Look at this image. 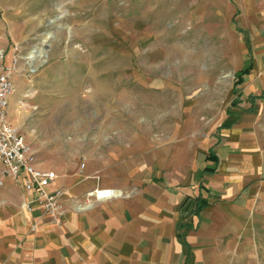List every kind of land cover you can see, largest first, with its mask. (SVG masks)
<instances>
[{
	"label": "rangeland",
	"instance_id": "1",
	"mask_svg": "<svg viewBox=\"0 0 264 264\" xmlns=\"http://www.w3.org/2000/svg\"><path fill=\"white\" fill-rule=\"evenodd\" d=\"M40 45L32 67L26 56ZM13 61L7 117L41 167L63 180L113 154L122 183L163 181L176 162L190 172L227 109L264 89V0H0V71ZM250 65L239 96L237 73ZM235 109L236 130L264 152V98ZM2 170L0 209L4 196L21 198ZM254 229L264 235V221Z\"/></svg>",
	"mask_w": 264,
	"mask_h": 264
},
{
	"label": "crops",
	"instance_id": "2",
	"mask_svg": "<svg viewBox=\"0 0 264 264\" xmlns=\"http://www.w3.org/2000/svg\"><path fill=\"white\" fill-rule=\"evenodd\" d=\"M232 111L238 114L235 123L217 127L190 172L176 162L171 179L122 183L113 154L84 159L79 173L63 180L54 169L57 178L47 189L64 191L59 224L36 205L30 212L19 207L36 193L21 178L5 175L6 187L13 185L21 198L16 203L5 190L1 200L0 264H264L257 257L264 250L254 245L257 238L264 242L254 229L264 221V152L248 141L249 133L236 130L242 114ZM226 112L222 123L229 119ZM96 171L97 183L85 179ZM96 186L114 188L116 196L81 206ZM198 195L207 204L197 213L185 209Z\"/></svg>",
	"mask_w": 264,
	"mask_h": 264
},
{
	"label": "built area",
	"instance_id": "3",
	"mask_svg": "<svg viewBox=\"0 0 264 264\" xmlns=\"http://www.w3.org/2000/svg\"><path fill=\"white\" fill-rule=\"evenodd\" d=\"M14 67L13 61L5 64L0 71V164L3 166V175H9L16 181L21 178L24 188L36 193L31 200L21 202L22 209L30 212L36 205L49 215L55 224H59L65 213L62 202L64 191L60 188L47 189L57 178V173L39 165L35 150L27 136L7 117L9 98L15 90ZM116 193L115 189L109 187L93 188L86 192V206H90L92 201L112 198ZM35 227L36 224H33L31 229Z\"/></svg>",
	"mask_w": 264,
	"mask_h": 264
},
{
	"label": "trees",
	"instance_id": "4",
	"mask_svg": "<svg viewBox=\"0 0 264 264\" xmlns=\"http://www.w3.org/2000/svg\"><path fill=\"white\" fill-rule=\"evenodd\" d=\"M237 29L243 33L246 32V30L240 26H237ZM251 68H252V65H250V67H247L242 72L237 73V76H236L237 79L233 85V92L234 93H238V95H239V90L241 89V87H240L241 81L243 80L244 75L247 74L251 70ZM262 98H264V89L262 90V92L260 94H255L252 97H250V99H249L250 105L247 108H242L240 104L235 103V105H233L231 108L227 109L226 113L229 116V119L225 120L221 125L218 126V128H227V127L232 126L235 123V121L238 118V114L235 111H232V108H235L237 106L242 111L253 112L255 110L256 100L262 99ZM210 156H212V155L207 154V159L210 158ZM206 204H207L206 198L203 197L202 195H198V196L194 197V199L187 201L184 207H185V209H189V210L191 209L190 212L197 213Z\"/></svg>",
	"mask_w": 264,
	"mask_h": 264
},
{
	"label": "bare ground",
	"instance_id": "5",
	"mask_svg": "<svg viewBox=\"0 0 264 264\" xmlns=\"http://www.w3.org/2000/svg\"><path fill=\"white\" fill-rule=\"evenodd\" d=\"M50 33H46L45 37L43 38V42H46V40L50 37ZM44 56L43 49L40 46H35L32 50L29 51L28 55L26 56L27 62L32 66L36 67V61L40 60ZM45 57V56H44ZM43 59V58H42Z\"/></svg>",
	"mask_w": 264,
	"mask_h": 264
}]
</instances>
